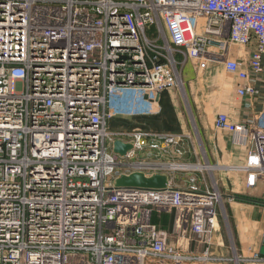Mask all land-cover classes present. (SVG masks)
Returning a JSON list of instances; mask_svg holds the SVG:
<instances>
[{"label": "built area", "instance_id": "obj_1", "mask_svg": "<svg viewBox=\"0 0 264 264\" xmlns=\"http://www.w3.org/2000/svg\"><path fill=\"white\" fill-rule=\"evenodd\" d=\"M191 61L219 64L238 97L262 100L252 120H215L248 150L233 170L253 189L264 178V0H0V264L217 260L222 196L201 186V164L168 159L184 156V137L108 131L113 117L159 115ZM117 141L133 149L115 154ZM135 173L168 186L116 188ZM154 211L172 215L170 231Z\"/></svg>", "mask_w": 264, "mask_h": 264}, {"label": "crops", "instance_id": "obj_2", "mask_svg": "<svg viewBox=\"0 0 264 264\" xmlns=\"http://www.w3.org/2000/svg\"><path fill=\"white\" fill-rule=\"evenodd\" d=\"M183 76L186 80L188 91L193 96L194 106L197 107L199 117L205 118L206 124L209 125L213 133L212 140L210 139L208 161L209 165L216 166H200L202 170L221 169L219 165L226 163L235 166L243 164L248 150L237 148L239 150L238 156H235L236 150L234 151V149L236 147L232 144V135L217 131L215 129V120L220 113L226 114L234 123H244L252 120L263 108L262 100L253 101L251 98L238 97L235 91L237 86L236 78L225 73L219 64H210L205 70H201L198 63L191 61L184 68ZM204 79H206L205 82H203ZM162 104L163 100L160 103L163 109ZM180 126V129L166 130L169 133L164 135L184 137V141L180 144L184 156H174L168 159L174 160L173 162L180 160L185 162L184 164L199 165L197 151L191 142L190 134L185 127ZM236 173L233 176L229 175L220 179L223 197L228 203L227 225L231 240L227 237V231L223 228L224 226L221 227L219 225L215 236L214 248L217 260L213 264H227L230 259L225 257V254L228 255L229 250L236 253L239 259H242L241 264H258L249 260L253 253H259L264 257V178H259L255 188L247 189L246 176ZM196 175L204 188L203 179H206L204 172ZM188 177L189 175L187 174L183 177L177 176V181L183 183ZM207 183L210 186L208 181ZM170 225L171 221L166 224V226ZM231 244L233 250L229 246ZM247 260L249 261L246 262Z\"/></svg>", "mask_w": 264, "mask_h": 264}, {"label": "rangeland", "instance_id": "obj_3", "mask_svg": "<svg viewBox=\"0 0 264 264\" xmlns=\"http://www.w3.org/2000/svg\"><path fill=\"white\" fill-rule=\"evenodd\" d=\"M183 88L172 89L163 93L162 100V112L158 116H151L147 118H132V117H113L108 120V131L111 133L116 132H142L148 135L151 134H166L169 133L166 130L180 129L185 127L187 132L190 134L191 142L197 151V158L202 166H216L209 165V146L212 140L213 133L208 124H206L204 117H199L197 107L194 106L193 96L190 95L188 91L186 80L183 76ZM208 80V79H207ZM206 79L203 80L205 82ZM199 85V84H198ZM167 102H166V101ZM211 139V140H210ZM236 150V151H235ZM235 156H238V149L235 148ZM174 161V160H172ZM178 161V162H177ZM177 163H185L180 160H176ZM187 162V161H186ZM189 162V161H188ZM221 169H215L210 171L205 169L204 175L210 186L214 185L218 189V192L222 196V201L219 203V213H220V226L227 231V237L231 240L230 231L227 225V201L223 197V191L221 188L220 179L226 178L229 175H234L235 171L232 168L235 165L230 164H220ZM237 174V173H236ZM185 173H178L177 176L183 177ZM218 180V181H217ZM172 215L166 213H158L154 211L153 223L158 225L159 228L170 231L172 226H166L171 221ZM231 249L233 250L232 244ZM228 247V246H226ZM229 262L227 264H241L237 260L239 259L233 251L229 250V254H225ZM234 260V261H232Z\"/></svg>", "mask_w": 264, "mask_h": 264}, {"label": "water", "instance_id": "obj_4", "mask_svg": "<svg viewBox=\"0 0 264 264\" xmlns=\"http://www.w3.org/2000/svg\"><path fill=\"white\" fill-rule=\"evenodd\" d=\"M132 145L123 144L120 141L114 144V153L124 156L128 151L132 150ZM168 177L166 175H154L146 177L142 173H135L129 176H121L115 182V186L119 190L123 189H148L162 190L168 186Z\"/></svg>", "mask_w": 264, "mask_h": 264}, {"label": "bare ground", "instance_id": "obj_5", "mask_svg": "<svg viewBox=\"0 0 264 264\" xmlns=\"http://www.w3.org/2000/svg\"><path fill=\"white\" fill-rule=\"evenodd\" d=\"M176 168H179V166H176ZM197 169H202L200 166L197 167ZM262 256V255H261ZM263 257V256H262ZM241 263L242 259H238L237 262Z\"/></svg>", "mask_w": 264, "mask_h": 264}]
</instances>
